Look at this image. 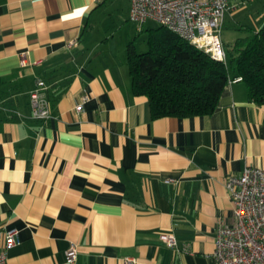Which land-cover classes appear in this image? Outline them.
<instances>
[{"label": "crops", "instance_id": "obj_1", "mask_svg": "<svg viewBox=\"0 0 264 264\" xmlns=\"http://www.w3.org/2000/svg\"><path fill=\"white\" fill-rule=\"evenodd\" d=\"M119 8L129 18L130 0H0V231H18L8 264H217V226L234 222L225 179L264 167V105L241 79L211 114L152 117L128 44L98 27ZM37 78L42 121L29 108ZM167 232L188 250L167 247Z\"/></svg>", "mask_w": 264, "mask_h": 264}, {"label": "built area", "instance_id": "obj_2", "mask_svg": "<svg viewBox=\"0 0 264 264\" xmlns=\"http://www.w3.org/2000/svg\"><path fill=\"white\" fill-rule=\"evenodd\" d=\"M228 7L229 0H130L129 19L141 24L154 20L212 59L225 63L221 30ZM20 62L22 66L29 64L26 53L21 54ZM45 90V82L37 78L29 93L30 114L35 120L51 117ZM87 99L83 96L75 105L77 113ZM224 185L234 222L217 226L213 258L217 264H264V167L247 166L238 175H228ZM160 239L177 252L188 250L187 245L179 247L171 232L161 233ZM17 241V230L0 231V264H8L5 250ZM76 254L77 247L71 243L65 250L66 263H73ZM121 261L137 264L135 257H123Z\"/></svg>", "mask_w": 264, "mask_h": 264}, {"label": "trees", "instance_id": "obj_3", "mask_svg": "<svg viewBox=\"0 0 264 264\" xmlns=\"http://www.w3.org/2000/svg\"><path fill=\"white\" fill-rule=\"evenodd\" d=\"M240 28L245 33L224 44L228 63L161 25L150 34L146 51L129 42L126 61L133 93L147 97L153 118L208 115L225 85L239 78L251 100L264 105V19L257 27Z\"/></svg>", "mask_w": 264, "mask_h": 264}, {"label": "rangeland", "instance_id": "obj_4", "mask_svg": "<svg viewBox=\"0 0 264 264\" xmlns=\"http://www.w3.org/2000/svg\"><path fill=\"white\" fill-rule=\"evenodd\" d=\"M231 2L235 4L230 5L229 3L221 30V41L226 46L237 36L245 33L240 26L257 27L264 19V0H231ZM102 24L98 27L111 32L109 38L112 45L123 48L129 42H133L140 52L147 50V40L150 34L160 27V24L151 19L143 24L130 20L120 8L118 11H112L111 16ZM228 60L229 58H227V63Z\"/></svg>", "mask_w": 264, "mask_h": 264}]
</instances>
